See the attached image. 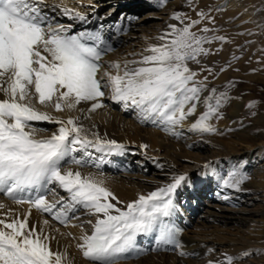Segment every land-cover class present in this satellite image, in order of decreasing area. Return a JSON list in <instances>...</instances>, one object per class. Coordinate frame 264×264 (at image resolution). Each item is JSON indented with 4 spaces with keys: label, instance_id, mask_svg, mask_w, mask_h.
I'll return each instance as SVG.
<instances>
[{
    "label": "snow or ice",
    "instance_id": "1",
    "mask_svg": "<svg viewBox=\"0 0 264 264\" xmlns=\"http://www.w3.org/2000/svg\"><path fill=\"white\" fill-rule=\"evenodd\" d=\"M46 7V0H0V91L4 94V99H0V193L16 204L30 205L22 220L18 216L8 220L7 215L0 219V264H64L67 259L65 253L51 249L53 237L42 228L37 231L36 226L29 227L31 208L65 226L70 219H78L76 213L81 209L95 216L91 234L82 236L78 245L89 264H122L130 253L144 252L138 246L140 236L154 235L158 248H182L180 230L172 218L177 211L176 193L189 180L186 175L173 176L167 185L147 196L140 195L122 209L102 179L96 174L85 176L79 170L73 171V166L99 169L106 162L104 157L122 152L123 145L102 139L98 133L90 139L77 121L38 112L24 101L34 88L41 105L55 98L53 106L57 112L65 107L72 110L81 102H91L88 111L94 112L104 107L101 98L107 94L125 110L135 111L141 122L160 126L174 136H178L174 129L195 115L198 104L203 103L206 111L190 125L189 131L214 133L209 121L217 115L225 94L217 96L212 89L201 101L205 89L197 81V73L188 67L189 61L198 63L197 57L207 54L203 45L212 38L204 34L211 29L204 27L198 35L191 29L199 21L180 28L169 25L171 31L159 38L164 42L145 49L148 55L142 54L139 60L125 61L123 65L112 62L105 68L101 61L113 49L100 32L86 30L70 35L71 26H53L44 11ZM61 11L76 22H88V17L79 12L68 8ZM183 15L177 13L173 19L183 23ZM198 15L205 16L203 12ZM216 39L224 41V37ZM31 122L59 127L50 137L36 139V131L47 129ZM89 149L102 155L94 158ZM248 178L233 168L221 177V183L240 191V185ZM56 188L66 192L67 199L61 196L49 203L47 196L57 195ZM179 254L185 255L183 251ZM217 264L235 262L226 256Z\"/></svg>",
    "mask_w": 264,
    "mask_h": 264
},
{
    "label": "rangeland",
    "instance_id": "2",
    "mask_svg": "<svg viewBox=\"0 0 264 264\" xmlns=\"http://www.w3.org/2000/svg\"><path fill=\"white\" fill-rule=\"evenodd\" d=\"M67 1L70 3L69 6L74 8L73 12H82L85 9V12L87 13V15H89L86 17H89L90 20H94L95 26L93 28H88L89 31H97V26H99L98 24L103 23V25H108L109 22H111L110 24L113 25V23H120L126 20L128 21L129 17L133 18L129 20V22L136 25H146L151 21L157 22L159 20L150 17L151 15H155L160 12L158 8H156V6L158 7V5L160 4L168 5L172 2H175L176 6L175 8L174 6L170 7L172 14L170 18L169 16L167 18V20L169 19L171 24L174 23L172 25H176L178 28H180L185 24L191 23V21H199V23L191 29L198 35L202 34L200 30L204 27L211 29V31L204 34L212 38L210 43H206L203 45V48L206 50L207 54L199 55L197 57L199 61L198 63L195 61H189L188 67L191 69V71L197 73L196 79L197 81L202 83L205 89L201 94V101L202 99L210 95L212 89H215L217 96L225 94L226 98L223 99L222 104L218 109L217 115L209 121L216 131L214 133L203 134L205 141L209 139L211 142H215H213V146L210 147L207 151H204L206 147L200 146V148H194L198 147V144H200L199 142H196L194 143V146L190 144L189 148L185 149V152L187 151L186 154L191 155L207 156L210 154L218 153V147H221L222 151L224 152H230L229 150H231L233 154H231L229 157H225L226 159H228V163H226V159L223 157V159L219 162L206 164L209 166L208 168H205L204 165V168L196 167L194 169L192 173L195 175L194 180L196 181L195 184H197V186H195L194 188V191L196 189L200 190V193L196 194V196L199 198V203L201 202V205L203 204V202H209L210 204H215L233 210L238 209L239 206H244L242 204L247 203V198L249 197L246 190L235 191V189L233 190V188L224 187L222 183H219L217 174L220 173L224 176L226 173L224 171L228 167L227 164H230L232 168H238L242 173L248 176L247 171L249 163L246 153L253 151L254 148H262V146L264 145V122L262 124L255 122L258 118L264 117V0H236V2L241 5L240 10L236 12H231L228 9L227 4L225 3L227 0H156V6L154 8L146 6L145 3H142L140 0H128L131 2L130 4L126 3L125 0ZM127 6H132L131 12L125 11ZM201 12L205 14L204 17L198 15V13ZM177 13L184 14L182 17L183 23H181L180 20L173 19V16ZM125 14L127 16H125ZM164 16L165 15H162V17ZM51 20H53L51 21L52 24H54L55 21H58L54 19V17H51ZM165 24H167V21L162 24V27H165ZM68 25H70V22H68ZM103 25H101L102 27L100 26L103 29V32L106 28L108 34H110L113 39H116V34L113 33V30L109 28L111 26H108L107 28V26L105 27ZM170 31L171 29H168V32ZM76 32L78 31H74L72 33ZM216 37H224V41H220L219 39H216ZM116 45H118V43L111 46L113 50L115 49ZM132 51V53L125 51L122 54L125 56V61L139 60L141 58L142 52L139 53L140 49L138 47L133 48ZM220 77L222 78V80L219 79ZM29 92L30 94L26 102L30 103V105L32 104L37 109L40 108L39 110H42L50 116H54L65 121L69 118L77 119L78 113L76 112V110H78V108H85L86 106L85 102H81V104L77 105L72 110H68L65 107L64 111L57 112L55 111V108L53 109V105L56 102L55 98L52 102H46V104L41 105L40 103L36 102V100L38 102L39 100L34 91V88H31ZM101 103L104 105V107L97 109L94 112L88 111V109L90 108L88 107L85 111V119L88 118V125H93V123H95L96 125V123H100L101 125H104V128L108 126V115L104 111V109L109 110L110 107H107L106 97L101 98ZM213 103H215V101H213ZM115 104L116 106L112 109L110 108V111L112 110L115 113L119 112L120 110L124 111V118H130L132 121L138 120V122L142 123L143 125V122H140L141 120L134 111L132 112V110L130 109L127 111L123 108L122 104L116 102ZM200 104L201 103H199L197 106L195 115L188 117L181 126L174 129L176 133L179 132L178 136L174 137V135L168 133V137L170 139L174 138L176 141L181 140V131L187 125H191L192 123H194L196 119L201 114H203L204 111H206L205 105L203 104L202 111L199 114L198 111ZM249 105H251V107H249ZM231 115L235 116L237 119L231 120ZM37 123H40V126H38L37 128L47 129V131H36V139H46L50 137L51 134L59 127V125L52 123ZM82 126L83 128H86V122ZM143 127L146 129L147 127L148 129L152 127L151 129H155L156 132L161 131L166 133V131L162 130V127L153 124L151 126H149L148 124L143 125ZM91 128L93 129L94 125ZM89 132L90 133H88V129H86V134L91 139V135L93 133L91 131ZM123 147L124 150L122 152H115L105 156L104 160L106 162L103 163L99 169H94V167L77 169L75 166H73V171L90 170L91 172H94L98 175H107L108 173L110 175L114 170L107 169L110 164L114 163L113 165H115L116 163L118 165L119 163H122V165L124 164V166L126 167L125 169L128 170H122V168H118L121 171L119 172L118 169L114 170L117 171L114 173V175L116 176L120 175L121 173L127 172L128 175L133 176L137 175L138 171L141 168V166L138 164L139 162H145L149 164V166H152V171L148 173L147 177L150 176L151 172L153 171V173L155 174H163L171 171H176L172 161L165 163L161 158L157 159L156 157H153V161V159H151L152 157L149 156V152H147L149 151V149L147 148L138 149L134 147ZM89 151L92 152L94 158L100 157L102 155L96 152L94 149H89ZM131 152L134 154L133 156ZM76 155L79 156L80 153H76ZM136 156L139 158L136 159ZM140 157H147L148 159L144 160L140 159ZM169 159L172 160V158ZM173 160H175L174 157ZM263 160L264 156L256 159L254 163H252V166H261L262 164H264ZM178 163L181 167H177V170L181 169L182 167H188L190 165L188 162L182 160H180ZM165 164L169 166L166 167ZM165 167L168 169H165ZM252 168L253 167H250L249 169L251 170ZM247 180L240 185V189L245 187ZM158 188H160V186H151V188H149V191L136 190L135 194H133L131 197V201H127V203L120 202L117 206L124 209L126 208L127 204L132 203L133 201L138 199L140 195L147 196L150 192L156 191ZM247 190L249 191L250 188H247ZM203 191L204 193H202ZM66 195L67 193L63 194L62 196H65V199H67ZM191 197L192 198H189V200H186L182 188L177 191L175 196L177 211L172 218V223L177 229L180 230L178 240H180V238L185 235V229L188 228V220L184 219L187 215H189L188 218H190L191 220L192 218L194 219L193 222L201 219V213H198V205L197 203H195L197 199L194 198V195H192ZM222 197H227V199H225L226 201L224 200L222 202ZM0 201L1 204L4 205L6 209L5 211H7V213H11L12 207L5 206L8 201L6 202L5 200H3L1 194ZM112 202L116 203L115 201ZM240 203L241 205H239ZM255 204L253 207L252 204L249 205L248 208H254L256 210L258 209V211L261 210V212H264L263 203ZM181 210L184 212H181ZM183 213L185 214L183 215ZM37 214H40L41 220L48 221L46 227L41 226V228L45 231H51L53 235L61 234L62 236L64 234V236H67V229L65 228L67 226H71L70 228L84 227L75 226L73 219L69 220L67 226H61L56 223L55 220L53 221V219V222L50 221L51 219L46 217L45 213L38 212ZM69 215L71 216V213H69ZM89 219H92V223H95L96 217L89 216ZM257 220L258 221L253 224L254 226L252 225V227H249V229L243 228V230L237 236L234 235V231H221L220 229V231L208 235L207 238L202 239L196 238V236L192 237H194L196 241L200 242L201 246H204L205 244H215L221 247L223 246L226 248H231V246L228 245V241L237 243L239 240L238 236L242 235V238L244 237L243 244H245L244 253H250V255L244 256L243 258V261L246 262L245 264H264V216ZM84 235L87 234L81 230H78V238L75 239L77 241V244L74 243L69 245L72 242H68L66 249L70 248V251L74 253L75 256H78L82 263L89 264V262L83 257L80 249L78 248V245L82 243L81 238ZM152 236L154 238V235ZM68 239L71 240L70 236H68ZM144 240L145 236H140L137 238L139 247H142L144 243L149 242H145ZM170 246L171 245L165 247L170 248ZM190 257L193 258L194 256L190 254ZM233 257L237 258V256ZM217 259L218 260L213 264H217V262L223 261L225 258ZM132 260L133 259L128 256L127 259L122 261V264H129L133 262Z\"/></svg>",
    "mask_w": 264,
    "mask_h": 264
},
{
    "label": "bare ground",
    "instance_id": "3",
    "mask_svg": "<svg viewBox=\"0 0 264 264\" xmlns=\"http://www.w3.org/2000/svg\"><path fill=\"white\" fill-rule=\"evenodd\" d=\"M117 1H120V0H117ZM125 1L128 4L131 3L128 0H125ZM140 1L142 3H145L146 6H150L153 8L156 6L155 4L156 0H140ZM225 3L227 4V7L231 12H236L240 10L241 8V5L237 3L236 0H227ZM46 4H47V7L44 9V11L49 13L48 14L49 17H54V19L58 20V21H55L53 26L54 27L59 26L65 29H68L69 26H71L70 31L68 33L70 35L75 34V33H72L74 31H78V32H80V30L86 31L88 30V28H93L95 26L94 20H90L89 17H88V22L85 24V23L76 22L68 18L67 16L63 15L61 11L62 8H68L72 11L74 9L69 6L70 3L67 0H46ZM54 6H58V7H54ZM171 6H174L175 8L176 6L175 2L174 3L172 2L168 5L160 4L158 5V7L156 6V8H158L160 12L158 14L151 15L150 17L156 20H159V21L157 22L151 21L149 24H146V25H143V24L136 25L134 23L129 22V20L128 21L126 20L120 23L118 22L113 23V25L110 24L111 22H109L108 25L106 24L103 25V23L98 24L99 26H97V31L94 30V32H100L104 40L110 43L111 46L118 43V45L115 46V49L113 51H110L106 55H104L101 63L105 65V68H107V65L109 63L116 62V61H119L123 65L125 62V56L122 54L125 51L132 53L133 48L138 47L140 49L139 53L142 52L143 55H148L149 53L145 52V49L149 48L150 46L160 45L161 43H163L164 41H161L159 38L161 36H164L166 33H168V29H170L169 25L174 24V23L171 24L169 19L167 20L168 16L170 18L172 14V11L170 9ZM131 10H132V6H127L125 11L131 12ZM85 11L86 10L84 9L82 12H79V13L84 16H89L87 15ZM162 15H165V16L162 17ZM125 16L127 15L125 14ZM165 21H167V24L164 25L165 27H162V24ZM68 22H70V25H68ZM101 25L105 27L107 26V28L108 26H111L109 28L112 29L113 33L116 34V39L115 38L113 39L111 35L108 34V31L106 30V28H105V31L103 32V29L100 27ZM129 66L132 67L133 65H129ZM221 77L219 78L220 80H222L223 78ZM105 97L107 101V107L108 108L110 107L111 109L114 108L116 106L115 102L108 99L107 94L105 95ZM0 99H4L3 91H0ZM36 102L39 103L37 100ZM24 103L30 104L26 101H24ZM31 106L34 109H36L38 112H43L42 110H39L40 108L37 109L32 104ZM90 106H91V103H86L85 108H78V110H76V112L78 113L77 119H73L81 125H84V123L86 122V128L84 129L85 130L88 129V133H90L89 131H91L92 133H98L102 139L116 141L118 144L123 145L125 147H134L138 149L147 148L149 149V151H147L149 152V156L152 157L151 159H153V157H156L157 159L161 158L165 163L172 161L176 171L174 170L175 172L171 171V172L163 173V174L162 173L155 174L153 173L154 172L153 171L151 172L150 176L147 177L148 173L152 171L151 169L152 166H149V164L145 162L144 163L139 162L138 164L141 166V168L138 171L137 175L130 176L126 172V173H121L120 175L115 176L114 173L117 171H114V170H117L118 168L119 169L122 168V170H128V169H125L126 167L124 166V164L122 165V163L118 162L119 163L118 165L116 163L115 165H113L114 163L113 164L111 163L110 166L107 168L109 170L114 169L113 173H111L110 175L109 173L107 175L105 174L98 175L94 172H91L90 170H79L81 171L82 175L86 176L89 173L96 174L99 179H102L104 181V186L110 191H112L118 197V200L121 203H127V201H131V197L133 194H135L136 190L149 191L150 190L149 188H151V186L152 187L153 186L163 187L171 182V178L173 176L186 175L189 178V180L188 182H186V185L182 187L184 197L186 198V200L187 199L189 200V198H192L191 196L194 195V198L197 199L196 200L197 202L195 201V203H197L198 205L197 206L198 211H199L198 213L199 214L201 213L200 214L201 219L196 220V222H193L194 220L193 218L192 220L188 218L189 215H187L184 218L185 220H188V228L185 229V232H184L185 235L179 240V243L182 245V248L174 249L173 246H170V248L165 247V246H161L158 248L156 245L155 238H153L152 235L145 236L144 241L145 242L149 241V242L144 243L143 246L140 247L144 249L145 251L140 254L130 253L129 256L133 259L132 260L133 262L129 264H209V261H211L213 264L214 262L218 260L217 258H225L226 256H231V257L237 256V258L233 257L235 260V264H245L246 262L243 261L245 244H243L244 237L242 238V235L238 236L239 240L237 243L228 241V245H230L231 248H226L223 246L221 247L215 244H210V245L205 244L204 246H201V243L196 241V239H194V237L192 236H196V238L203 239V238H207L208 235H211L217 231H220V229L221 231L223 230L224 231L225 230L234 231L235 232L234 235L237 236L243 230V228L249 229V227H252V225L258 221L257 219H260L262 216H264V212H261V210L258 211V209L256 210L254 208H251V209L248 208V206L251 204H252V207L254 206L255 203L264 204V164L258 167L252 166V163H254L256 159H259L262 156H264L263 143H262L263 145L262 148H258V149L254 148L253 151L246 153L248 156L247 159L249 163L248 171H247L249 178L247 180V183L245 184V187L241 188V190L242 191L246 190L247 195H249V197L247 198V203L242 204L244 206L242 207L239 206L238 209L236 210L224 208V207H221L215 204H210L209 202L208 203L203 202V204L201 205V202L199 203L200 201L199 198L196 196V194L200 193L199 192L200 190L196 189L194 191V188L195 186H197V184H195L196 182L194 180L195 175L192 172L194 171L196 167L204 168V165L208 163L219 162L223 159V157L224 158L227 156L229 157L231 154H233L231 150H229L230 152H226V151L224 152L222 151L221 147H218L217 148L219 150L218 153L210 154L207 156L186 154L187 151L185 152V149H188L190 144L194 146L195 145L194 143L199 142L200 144H198V147H194V148H200V146H202V147H206L205 150L204 149L203 150L207 151L210 147L213 146L214 141L211 142L209 139H207L206 140L207 142H206L204 139V135H201L199 132L189 131L190 125H187L181 131L182 132V135L180 138L181 140L176 141L174 138L170 139L168 137L169 132H166V133L161 132V131L156 132L155 129L154 130L151 129L152 127L150 129H148V127L147 129L144 128L145 126L143 127V125H147V124L151 126L152 124H149L150 122H143V125H142V123H139L137 119H136L137 121H132L130 118L129 119L124 118V114H123L124 111L120 110L119 112L115 113L112 110L110 111V108L109 110L104 109V111L108 115V126L104 128L103 127L104 125H101L100 123H96L95 125V123L91 121L94 125V128L92 129L91 127L93 125L92 124L88 125L87 124L88 118L85 119L86 117L85 111ZM202 106H203V103L200 104L199 111H198L199 114L202 111ZM53 109H54V106H53ZM230 119L236 120L237 118L231 115ZM255 122L262 124L264 122V117L258 118L257 121ZM31 123H33L35 127L40 126V123L39 124L37 122H31ZM41 123L50 124L47 122H41ZM92 138L93 136L91 135V139ZM142 146H146V147H142ZM255 151H258V152H255ZM133 155L134 154L132 153V156ZM173 157L175 158V160H173ZM135 158L138 159L139 157L136 156ZM169 158H172V160ZM140 159L145 160L148 158L140 157ZM180 160L186 161L190 165L188 167L185 165L186 167H182L181 169L177 170V167L180 166L178 163ZM226 163H228V159H226ZM165 166L168 167L169 165L167 166L165 164ZM227 166H226L227 167L226 170L224 171L226 172L224 176L217 172L218 173L217 179L219 183H221V177H226L227 174L233 169L230 166V164H227ZM166 167L165 169H168ZM250 167H253V168L250 170L249 169ZM119 169L118 171L120 172L121 170ZM51 187H55V186L53 185ZM130 187L131 189L132 188L133 189L131 190ZM247 188H250V190L248 191ZM56 193L57 195L55 196H53L52 194H49L47 196V200L49 203L55 202L63 194H66V192H64L63 190L59 188H56ZM202 193H204V191ZM0 194H2L3 200H5L6 202L8 201V203L5 202L6 203L5 206L12 207L11 213L9 212L7 213V211H5L6 209L4 205H2L0 201V219H4L7 215L8 220H11L12 218L17 217V216L19 217V219L22 220L24 219L25 215L29 213L30 211L29 204L27 203L16 204L11 198L6 196L5 194L3 193H0ZM63 197L65 198V196ZM224 200H225V197H222V202ZM239 205H241V203ZM38 212L40 211H37L35 208H31V214L28 215L29 227L36 226L37 231L41 229V226L46 227V225L44 224V221L41 220L40 218V214H37ZM181 212H184V211L181 210ZM184 214L185 213H183V215ZM45 215L46 217L51 219L50 221H52L51 216L47 214ZM76 216L78 217V219H73L75 226H84V227H74V228H70L71 226L65 227L67 229L66 230L67 236H64L63 233H62L63 234L62 236L61 234L53 235L51 231L44 230V233L46 235L53 237V239L50 240L51 249L53 251L66 254L67 259L65 260L64 264H84L81 262L78 256H75L74 253L70 251V248L66 249V246L68 245L67 244L68 242H72L69 245L74 244V243L77 244V241L75 239L78 238L77 236L78 230L83 231L87 235H90L93 230L92 224L94 223L88 222L90 220L89 219L90 215H88V213L85 210L81 209L79 212L76 213ZM55 222L58 223L57 221ZM58 224L62 226V224L60 223ZM68 236H70L71 240L68 239ZM153 249H156V250H153ZM181 251H183L185 255L181 256L179 254ZM190 254H192V256L194 257L191 258Z\"/></svg>",
    "mask_w": 264,
    "mask_h": 264
}]
</instances>
